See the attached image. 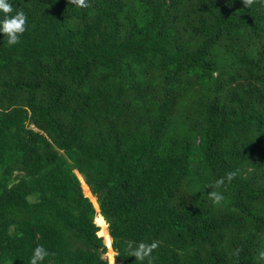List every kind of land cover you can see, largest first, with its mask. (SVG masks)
Instances as JSON below:
<instances>
[{
    "label": "trees",
    "instance_id": "1",
    "mask_svg": "<svg viewBox=\"0 0 264 264\" xmlns=\"http://www.w3.org/2000/svg\"><path fill=\"white\" fill-rule=\"evenodd\" d=\"M8 2L27 30L0 35V264H107L98 213L116 264L141 241L153 264H264V2Z\"/></svg>",
    "mask_w": 264,
    "mask_h": 264
},
{
    "label": "clouds",
    "instance_id": "2",
    "mask_svg": "<svg viewBox=\"0 0 264 264\" xmlns=\"http://www.w3.org/2000/svg\"><path fill=\"white\" fill-rule=\"evenodd\" d=\"M256 2L257 0H242L244 7H251ZM262 2H264V0H262ZM70 3L77 7H81V8L90 7V4L87 2V0H70ZM13 11L14 9L12 5L8 2V0H0V12L4 14V18L0 20V35L3 36V39L5 37L7 38V44L9 46L19 44L21 41L22 35L27 30L26 29L27 16L25 12L23 10H20V11H17L15 15H11ZM75 172L78 175L77 172L79 171L75 170ZM236 177H237V172L229 171L225 174L224 177L217 179L213 184L209 186L212 190L209 191L208 193V199L214 205H220L223 202L225 197L221 192L216 191L215 189L221 188L222 186L225 185L226 182L228 183L232 182ZM95 222H96V218H95ZM96 224L101 229L100 225L97 222ZM103 243L108 248L107 244L104 241V238H103ZM158 247H159L158 241H152L151 243H146V242L141 241L135 246H133L132 244H129L128 245V248L130 249L129 255L130 257H134L135 261H140L141 264H145V262L146 264H153L152 253ZM115 254H116V251H115ZM50 255H55V254L50 253L43 245H37L33 251L31 258L28 261V264H42V262ZM235 255L237 257L239 256L238 250L235 252ZM259 256L261 259H264V251H261L259 253ZM107 264H116V259L113 257H108Z\"/></svg>",
    "mask_w": 264,
    "mask_h": 264
},
{
    "label": "bare ground",
    "instance_id": "3",
    "mask_svg": "<svg viewBox=\"0 0 264 264\" xmlns=\"http://www.w3.org/2000/svg\"><path fill=\"white\" fill-rule=\"evenodd\" d=\"M77 173H78V176L80 177V180L82 181V186H83V190H84L85 194L87 196H89L90 198H92L97 210L99 211V205H98V203L96 201V197H94L92 195V193L90 191V187L86 184V181H84L83 176L79 172H77ZM96 221L101 226L99 234L104 237L105 242H106V244L109 247V249H108L109 257H113L114 258L115 251H114V249L112 247V237H111V235H110V233L108 231V224H107L105 218L100 213H98V215L96 217Z\"/></svg>",
    "mask_w": 264,
    "mask_h": 264
},
{
    "label": "rangeland",
    "instance_id": "4",
    "mask_svg": "<svg viewBox=\"0 0 264 264\" xmlns=\"http://www.w3.org/2000/svg\"><path fill=\"white\" fill-rule=\"evenodd\" d=\"M80 178V177H79ZM82 183V182H81ZM82 188H83V186H82ZM84 191V190H83ZM91 191V190H90ZM92 193V192H91ZM84 194H85V192H84ZM86 195V194H85ZM92 195H93V193H92ZM94 196V195H93ZM95 197V196H94ZM90 199H92V198H90ZM93 201V200H92ZM96 201H97V198H96ZM97 209V208H96ZM97 222V221H96ZM101 227V226H100ZM100 231V230H99ZM100 235V234H99ZM106 243V242H105ZM108 246V245H107ZM108 249H109V247H108ZM115 256H116V254H115ZM109 257V254H108V252H107V256H106V253L104 254V259L107 261V258ZM115 258V257H114Z\"/></svg>",
    "mask_w": 264,
    "mask_h": 264
}]
</instances>
